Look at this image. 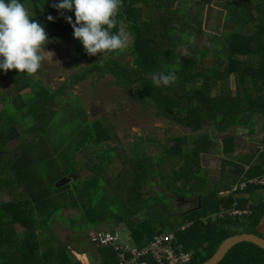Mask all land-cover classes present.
I'll return each instance as SVG.
<instances>
[{
  "label": "trees",
  "instance_id": "1",
  "mask_svg": "<svg viewBox=\"0 0 264 264\" xmlns=\"http://www.w3.org/2000/svg\"><path fill=\"white\" fill-rule=\"evenodd\" d=\"M197 1L203 5L210 3V0ZM133 4L120 2L117 25L112 29H121L124 23L128 26L130 50L102 54L108 57L121 52L131 54L133 62L129 68L121 70L115 62L116 65L109 62L99 65L91 60L77 78L82 80L93 72L101 77L109 73L120 75L135 86L137 99L152 101L185 134L173 138L155 158L146 155L125 158L124 170L115 180L106 177V166L111 164L115 148L97 149L88 180L62 183L71 174L78 175L76 155L82 148L100 147L116 136L99 121L66 128L56 119L60 126L54 129L57 137L53 138L50 123L54 116L47 117V108L43 106L49 99L41 102L44 95L39 98L41 108L36 113L32 106L35 103L22 101L18 94L31 85L29 77L34 73L1 70L3 75L20 74V77L15 80L14 99L6 104L5 117L0 118V264H81L73 255L76 250L60 245L57 225L68 229L74 225L96 227L110 218L116 224L126 225L132 243L140 247L157 234L174 232L184 252L191 254L189 264H204L213 259L221 245L235 235L264 237L258 231L264 218V203L257 200L248 205L249 198L237 196H251L264 188L247 185L244 191L221 198L220 191L208 188V179L199 163L200 154L214 152L218 147L208 130L221 135L222 152L230 154L236 150L233 128L247 127L253 132L256 122H264V0L255 4L252 0L230 2L228 24L234 26L219 37L208 39L192 55L181 52L179 47L181 42L191 46L187 29L200 32L196 23L200 12L186 21L188 11L182 14L178 7L174 9V0H161L144 3L142 14L137 17L133 16ZM148 11L155 13L148 15ZM69 16L74 20V15ZM53 23L62 27L54 34L56 39L84 55L66 20L55 18ZM208 53L213 58L207 67L201 68ZM196 55L202 59L198 68ZM160 71L174 72L176 79L167 85L153 84L152 74ZM21 109L26 110H22L25 116L27 112L34 116L27 125V133H37L31 141L17 129ZM17 139L20 142L11 153L7 143ZM230 145L233 147L228 149ZM263 165L250 169L245 181L236 187L264 177ZM154 177L167 193L177 192L180 198L195 193L196 207L171 214L168 204L163 206L150 198V191L144 190L147 181ZM178 181L187 188L176 187ZM234 208L248 209L251 213L217 216L223 209ZM65 210L74 214L66 216ZM17 226L24 232H18ZM96 252L99 264H116L111 247L98 248ZM80 258L85 261V257ZM220 264H264V249L251 242L240 243Z\"/></svg>",
  "mask_w": 264,
  "mask_h": 264
},
{
  "label": "rangeland",
  "instance_id": "2",
  "mask_svg": "<svg viewBox=\"0 0 264 264\" xmlns=\"http://www.w3.org/2000/svg\"><path fill=\"white\" fill-rule=\"evenodd\" d=\"M188 1L186 3L184 0H180L178 10L182 14L188 11L184 17L186 21L193 20L194 15L200 12L199 21L196 22L200 27V32L187 29L186 33L190 36L191 46L187 47L181 42L179 49L183 53L192 55L196 49L202 48L208 39L219 37L228 27L234 26L228 24L229 3L234 0H210V3L205 5L197 0ZM252 1L255 4L261 0ZM154 13L155 11H148V15H154ZM44 48L52 54L45 53L46 59L42 61L41 67L29 77L31 85L20 93L18 92L21 96L20 99L28 103H35L32 106L36 113L41 108L39 98L44 95L45 100L41 102L49 99L48 102H44L43 106L47 108V117L52 118L54 116L50 123L53 138L57 137L54 129L57 128L58 130L60 126L57 120H61L66 128L76 124L85 125L99 121L112 136H116L114 140L103 143L100 147L82 148L76 155L78 175L67 178L62 183L72 184L75 180H88L92 176V161L96 159L95 150L97 149L115 148L114 158L111 164L106 166V177H109V180H115L124 170L123 160L125 158L133 159L135 155L155 158L165 150L166 146L172 143L173 138L185 134L186 131L172 117L163 114V111L157 108L152 101L146 98L137 99L135 86L121 79L120 75L109 73L101 77L98 72H93L82 80L77 78L90 65L91 60L99 65L106 62L112 65L115 62L121 67H119L121 70L129 68L133 62L131 54H118L113 57L102 55L105 58H100L98 55V57H93L86 52L84 55L77 54L67 43L59 39L48 41ZM128 49L130 50V47ZM211 58L213 56L208 53L201 68L207 67ZM195 60H197L195 66L198 68L202 59L196 55ZM19 77L20 74L7 76L0 73V118L5 117L4 107L7 106L6 104L14 99V93L17 91L15 80ZM233 86L235 88L234 80ZM53 92L56 94L54 95ZM25 108L26 110L29 109L27 105ZM22 110L26 112L25 109H21V112ZM24 112L19 115L17 129L20 134H24L31 141L37 136V133H27V125L34 116L28 115V112L25 116ZM213 132L216 133L214 130ZM19 142L18 139L10 141L7 143V149L14 153L15 146ZM175 165H178L177 161ZM146 184L144 190L150 191V198L160 201L163 206L168 204L171 214H179L185 210L194 209L197 205L195 193L189 198H187L188 196L180 198L176 194L177 192L167 193L157 177L151 178ZM175 186L187 188L182 181H178ZM179 192L181 191H178V194ZM114 212L118 213V211ZM64 213L66 216L74 214L68 210H65ZM17 230L20 233L24 232L20 226H17ZM97 230L116 232L125 245H132L130 232L126 225L123 223L116 224L113 218L96 227L74 225L68 229L57 225L56 233L59 236L60 245H67L76 252H88V258H91L89 264H99V255L90 243L91 234ZM73 255L78 261L87 264L86 260L83 261L80 258L81 255L76 253Z\"/></svg>",
  "mask_w": 264,
  "mask_h": 264
},
{
  "label": "clouds",
  "instance_id": "3",
  "mask_svg": "<svg viewBox=\"0 0 264 264\" xmlns=\"http://www.w3.org/2000/svg\"><path fill=\"white\" fill-rule=\"evenodd\" d=\"M121 0H56L58 12L72 11L64 19L72 35L89 55L107 54L127 46V34L117 28V12ZM32 11L22 0H0V70L15 69L17 73H35L44 59V45L49 41L45 27L31 19ZM49 21L54 18L49 15ZM176 79L174 72L152 74L153 84L167 85Z\"/></svg>",
  "mask_w": 264,
  "mask_h": 264
},
{
  "label": "crops",
  "instance_id": "4",
  "mask_svg": "<svg viewBox=\"0 0 264 264\" xmlns=\"http://www.w3.org/2000/svg\"><path fill=\"white\" fill-rule=\"evenodd\" d=\"M154 1L161 0H121V2L134 3L133 7L135 9V12L133 13V16L137 17L142 14L141 11L142 7H144V3ZM179 1L180 0L174 1V9L178 7ZM22 2L32 11L33 16L31 17V19H36L45 27V31L47 32L49 37V41L56 39L54 34L60 31L62 28L60 25H56L55 23H53V20L55 18H60L61 20L65 21V16L74 15L72 11L58 12L57 9L52 6L56 2V0H22ZM49 15L54 18L52 21H49L47 19ZM120 27L121 30H123L125 33L129 34L131 32L125 23ZM127 36L129 41L127 40L126 49L128 50V48L131 46V37L130 35ZM120 54H123V52H121ZM97 55L100 56V58H105L104 56L100 55L99 52L96 55L92 56L94 57ZM207 132L210 137L216 139L218 147L214 150V152L200 154L199 163L201 168L203 169L204 176L208 179V188L220 191L221 198H228L232 195V188L245 181V174L250 169L260 164H264V122H256L253 132H250L247 127L233 128L231 133L236 136V150L230 154L222 152L224 150V142L221 135H219L218 133H214L211 130H208ZM228 134L229 133L224 135V137H226ZM232 147L233 146L230 145L228 149H231ZM237 196L249 198L248 205L257 200L264 203V190L258 191L251 196ZM225 210L228 209H223L222 212ZM258 231L264 236V218L261 222V225L258 227ZM73 253L75 254L76 252ZM76 254L85 257L87 264H89V259L91 261V258H88V253L86 252H77ZM81 264L83 263L81 262Z\"/></svg>",
  "mask_w": 264,
  "mask_h": 264
},
{
  "label": "built area",
  "instance_id": "5",
  "mask_svg": "<svg viewBox=\"0 0 264 264\" xmlns=\"http://www.w3.org/2000/svg\"><path fill=\"white\" fill-rule=\"evenodd\" d=\"M249 186L264 188V177L246 181L239 187H235L232 194L244 191ZM248 209H231L221 212L220 218L227 215L248 216ZM183 229V227L181 228ZM91 245L98 248L111 247L115 254L116 264H189L191 254L184 252L182 244L177 241L174 232L157 234L143 246H127L121 241L118 233L106 230H97L90 236Z\"/></svg>",
  "mask_w": 264,
  "mask_h": 264
},
{
  "label": "water",
  "instance_id": "6",
  "mask_svg": "<svg viewBox=\"0 0 264 264\" xmlns=\"http://www.w3.org/2000/svg\"><path fill=\"white\" fill-rule=\"evenodd\" d=\"M73 174L70 178H73ZM243 242H251L261 248L264 249V237L255 235V234H249V233H243L235 235L229 239H227L218 250V253L214 256L213 259H210L208 262H205L204 264H220L226 256L230 253V250Z\"/></svg>",
  "mask_w": 264,
  "mask_h": 264
}]
</instances>
